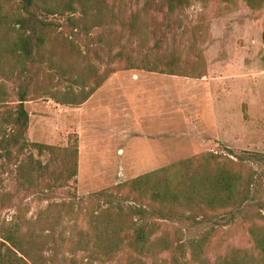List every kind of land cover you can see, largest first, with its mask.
Wrapping results in <instances>:
<instances>
[{
	"label": "rangeland",
	"instance_id": "obj_1",
	"mask_svg": "<svg viewBox=\"0 0 264 264\" xmlns=\"http://www.w3.org/2000/svg\"><path fill=\"white\" fill-rule=\"evenodd\" d=\"M95 1L89 4L93 6ZM159 1L104 0L100 9L89 8L86 18L76 11L73 23L70 11L46 14L33 10L43 55L36 57L30 67L38 88L24 102L29 117L25 136L29 142L59 148L76 144L77 175L65 186L50 189L44 187V179H48L44 177L38 189L24 192L18 188L12 167H0V194L9 191L13 200L0 206V219L10 220L20 205L25 216L40 222V227L48 228V222H52L53 235L60 238L62 247L54 258L62 263L71 258L74 264H125L136 256L137 252L130 248L108 254L93 249V241L103 246L111 242L101 235L105 216L112 218V226L118 223L128 230L135 224H153L155 239H166L171 248L183 245L173 252L154 240L150 247L159 246L144 257L147 264H198L191 255L189 241L207 230L212 233L203 249L211 260L232 247L254 251L250 228L264 232V209L261 213L249 210L245 216L220 217L212 213L202 218L192 210L181 217L157 218L150 211L135 214L139 206L123 201L113 189L116 184L155 169L147 165L154 155L151 149L158 147L150 146L142 136L116 133V128L123 125L122 104L117 96L120 90L115 83L117 72L147 71L141 68L145 55L152 61L174 59L182 74L207 72L204 79L164 74L179 82L171 83L170 91L177 93L178 100L166 104L171 107L169 113L157 115L155 121L134 122L131 127L139 135L151 131L172 133L171 145L163 153L167 165L210 151L232 159L236 155L253 156L252 165L259 173L264 172V162L259 160L264 154V0L256 6L247 0H189L186 7L172 12L156 9ZM14 11L25 14L19 0H0L1 67L6 66L5 60L10 57L7 49L18 30V25L3 14L9 16ZM129 21L141 24V29L131 33L123 28L122 23ZM103 78L105 83L84 109L57 103L48 93L71 94L75 101L80 100ZM0 81L5 84L7 104L13 106L19 81L2 75ZM190 131L193 142L184 143L191 140L187 137ZM181 132L183 136L177 135ZM119 146L124 153L116 150ZM29 153L42 162L49 159L48 152L38 155L34 149L25 151L20 159H26ZM100 191L110 196L98 194ZM262 194L256 196L264 198ZM97 214L99 221H94ZM82 230L91 235L88 249L77 247L72 252L71 239L67 238ZM125 244L123 240L120 245L126 247ZM48 252L55 254L52 249Z\"/></svg>",
	"mask_w": 264,
	"mask_h": 264
},
{
	"label": "trees",
	"instance_id": "obj_2",
	"mask_svg": "<svg viewBox=\"0 0 264 264\" xmlns=\"http://www.w3.org/2000/svg\"><path fill=\"white\" fill-rule=\"evenodd\" d=\"M90 0H19L20 12L14 11L5 18L13 20L18 25L17 34L9 44L8 54L5 60L6 66H0V75L7 80L19 81L15 96L16 104H7L8 94L4 82L0 81V167H12L10 171L18 180V188L24 192H33L41 185L44 177V187L59 188L65 186L69 180H74L77 175V145L72 143L59 148L40 142H29L25 136L29 117L24 102L28 100L29 93L38 88L34 86V74L30 67L36 57L43 55V41L39 37L38 27L33 10L40 9L46 14H63L70 11L71 22H75L74 13L79 11L83 18L92 10L103 7L104 0H97L92 6ZM262 0H247L256 6ZM10 2V0H6ZM148 1L145 2V5ZM189 4V0H160L156 9L160 12H172L176 8H183ZM165 8V9H164ZM96 19V18H95ZM129 21L122 23L131 33L141 29V24ZM96 25H100L96 21ZM26 29L30 30L27 33ZM35 41H33V40ZM7 58V56H3ZM142 69L168 75H183L193 79L206 78V69L199 75L182 74L176 68L178 65L174 59L149 60L145 55ZM114 71V70H113ZM112 71V72H113ZM63 76L66 72L61 70ZM105 79L88 88L86 94L80 100H74L71 94L59 96L56 91L48 92L57 103L70 104L73 107L80 106L99 87ZM41 88V87H39ZM43 88V87H42ZM46 89V88H44ZM34 149L38 155L48 152L49 159L42 162L29 153L26 159L20 156L27 150ZM235 159L213 152H203L180 161L170 163L167 166L154 169L136 176L123 183L116 184L113 189L120 194L123 201H131L139 206L135 214L143 215L150 211L157 218H173L188 215L192 210L199 212L202 218L210 214H218L220 217H232L235 214H243L249 210L261 213L264 209V198L256 196L262 192L264 196V172L259 173L252 165L251 157L236 155ZM255 158V157H253ZM260 161L264 162V154ZM98 194L110 196L109 192L100 191ZM11 192L0 194V206L11 204ZM108 208V207H107ZM108 211V210H107ZM109 215L112 216V213ZM140 217V216H139ZM97 214L94 221H99ZM105 225L104 234L111 242L107 246L93 241L97 251L113 253L119 249L130 248L137 252L130 257L125 264H147L145 256L156 252L161 244L163 249H172L173 252L181 250L183 245L169 247L166 239L154 238L156 228L153 224L143 223L131 227L116 224L112 226V218L105 216L101 221ZM48 228L40 227V222L27 218L21 209L16 207L10 220L0 219V264H74L70 258L67 263H62L54 256L61 250L60 238L54 237L52 222ZM212 231L207 230L203 235L189 241L191 255L198 264H264V232L257 228H250L253 241L251 251L246 248H229L211 260L204 255V246L209 243ZM89 231H79L67 239H71V251L77 247L79 250L88 249V240L91 239ZM65 239V236H62ZM126 240V247L120 244ZM157 240L159 245L151 248V244ZM50 247V248H49ZM55 250L50 254L48 250ZM104 249V250H100ZM48 253V254H47Z\"/></svg>",
	"mask_w": 264,
	"mask_h": 264
},
{
	"label": "crops",
	"instance_id": "obj_3",
	"mask_svg": "<svg viewBox=\"0 0 264 264\" xmlns=\"http://www.w3.org/2000/svg\"><path fill=\"white\" fill-rule=\"evenodd\" d=\"M117 73L119 76H116L118 78L115 83H117L120 90H118L119 92H117V96L122 104L120 122H122L123 125L119 129L116 128V133L118 135H126L129 133L132 136H142V139L145 142H148L150 146L159 148L158 150L151 149V151L154 152V155L152 156L151 164L147 166L155 169L167 166L168 162L164 161L167 156L163 153L168 150V147L171 145L170 141L172 133L167 134L163 131H151L139 135L134 132L131 127L135 126L134 122L140 124L148 122L149 120L155 121L157 115L163 116L166 111L169 113L171 107L166 106V104L170 105L178 100L177 93L172 94V92H170L172 91L171 83L179 82H173L171 77L168 78L164 74H159L158 72L153 71L130 69ZM124 76L128 77L126 81L122 80V77ZM104 83L105 81L97 87L91 96L88 97L78 108L75 107L74 109H84L88 106ZM128 129H131V131H127ZM197 130H199L198 127L196 128V131ZM76 132L80 135L79 131ZM189 134L190 135H187V137L191 140L184 141V143L189 144L193 142V132L190 131ZM177 135L183 136L184 134L181 132V134L177 133ZM116 150L124 153V149L120 146L117 147Z\"/></svg>",
	"mask_w": 264,
	"mask_h": 264
}]
</instances>
